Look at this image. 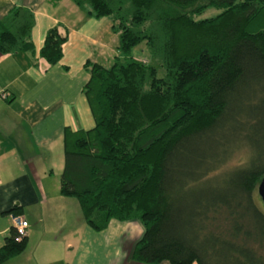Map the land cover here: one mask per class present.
<instances>
[{
    "label": "trees",
    "instance_id": "1",
    "mask_svg": "<svg viewBox=\"0 0 264 264\" xmlns=\"http://www.w3.org/2000/svg\"><path fill=\"white\" fill-rule=\"evenodd\" d=\"M70 1L110 20L118 56L83 64L93 127H64L59 195L95 232L137 221L135 263L264 264V0ZM209 8L219 13L199 19ZM31 24L22 6L0 21V55L32 53ZM66 39L49 29L39 58L56 64ZM140 43L162 77L132 58ZM238 152L243 161L229 165ZM25 246L10 227L0 263Z\"/></svg>",
    "mask_w": 264,
    "mask_h": 264
},
{
    "label": "crops",
    "instance_id": "2",
    "mask_svg": "<svg viewBox=\"0 0 264 264\" xmlns=\"http://www.w3.org/2000/svg\"><path fill=\"white\" fill-rule=\"evenodd\" d=\"M19 6L32 15L33 52L0 55V246L13 208L27 223L26 246L0 264H139L129 258L142 235L137 221L111 220L95 232L76 200L58 192L64 127H93L81 94L88 79L83 64L103 66L116 57L111 22L87 17L70 0H0V21ZM57 25L66 29L67 39L60 60L50 66L38 51L45 33Z\"/></svg>",
    "mask_w": 264,
    "mask_h": 264
},
{
    "label": "rangeland",
    "instance_id": "3",
    "mask_svg": "<svg viewBox=\"0 0 264 264\" xmlns=\"http://www.w3.org/2000/svg\"><path fill=\"white\" fill-rule=\"evenodd\" d=\"M218 13H219V11L214 10L212 8H209V9H206L205 12H203V14L201 16H199V19L210 18V17L215 16ZM116 47H117V40L114 42V46H112V48L116 51L115 55L118 56ZM131 55L135 59H139L140 58L141 60H145L150 65L155 67L156 68V77L157 78H160V77L163 76V73H164L163 70L157 66V64L154 62V60H151V58L149 57L148 52H147V50H146V48L144 46V43H140L134 49H132ZM113 61H114V58L111 59L109 62H106L105 64H103V66L104 67H109L112 64ZM243 159H244V152L233 153V155L231 156V158H230L228 163H229V165H234V164H237V163L243 161ZM259 208L264 213V207L259 204Z\"/></svg>",
    "mask_w": 264,
    "mask_h": 264
},
{
    "label": "built area",
    "instance_id": "4",
    "mask_svg": "<svg viewBox=\"0 0 264 264\" xmlns=\"http://www.w3.org/2000/svg\"><path fill=\"white\" fill-rule=\"evenodd\" d=\"M142 62H145L144 60ZM1 98L6 99L5 94H1ZM11 228L15 233V240L20 241L26 235L27 223L20 215H11Z\"/></svg>",
    "mask_w": 264,
    "mask_h": 264
},
{
    "label": "water",
    "instance_id": "5",
    "mask_svg": "<svg viewBox=\"0 0 264 264\" xmlns=\"http://www.w3.org/2000/svg\"><path fill=\"white\" fill-rule=\"evenodd\" d=\"M256 194L260 202L264 206V175L262 176V178L260 179V181L258 182L256 186Z\"/></svg>",
    "mask_w": 264,
    "mask_h": 264
},
{
    "label": "bare ground",
    "instance_id": "6",
    "mask_svg": "<svg viewBox=\"0 0 264 264\" xmlns=\"http://www.w3.org/2000/svg\"><path fill=\"white\" fill-rule=\"evenodd\" d=\"M26 236V235H25Z\"/></svg>",
    "mask_w": 264,
    "mask_h": 264
}]
</instances>
